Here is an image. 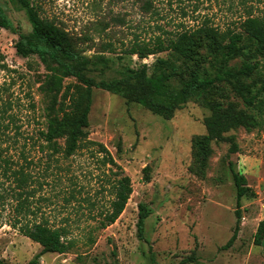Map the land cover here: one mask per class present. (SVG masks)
I'll list each match as a JSON object with an SVG mask.
<instances>
[{
	"label": "rangeland",
	"instance_id": "1",
	"mask_svg": "<svg viewBox=\"0 0 264 264\" xmlns=\"http://www.w3.org/2000/svg\"><path fill=\"white\" fill-rule=\"evenodd\" d=\"M34 1L40 16L66 30L76 47L77 38L85 41L81 46L92 43L90 38L96 43H115L114 52L104 53L105 60L87 66L86 75L96 81L122 78L143 63L148 65V77L164 68L156 60L169 58L167 51L139 58L122 54L123 48L117 44L120 40L128 43L135 36L147 40L156 25L175 31L205 17L224 26L248 13L264 15V0H150L148 12L141 7L143 0ZM0 6L18 31L30 34L25 12L15 0H0ZM17 37L0 28V96L12 95L17 124L24 133H32L42 123L41 109L49 105L38 88L46 70L36 55L16 53ZM246 42V52L254 51L252 60L259 62L258 71L243 80L253 83L254 93L264 78V46ZM93 53L86 51L87 55ZM216 61L201 48L188 70L196 68L201 76L212 74ZM247 61L236 57L228 66L235 69ZM187 78L184 71L169 82L179 88ZM77 87L82 88L81 83L67 77L61 92L69 96ZM204 96L208 104L221 110L230 107L234 113H252L261 120L225 82L216 83ZM209 114L210 108L201 98H190L166 119L127 101L122 93L93 88L88 140L69 157L56 153L48 159L47 154L31 150L34 162L28 169L35 189L31 207L37 219L65 226L69 231L66 239L72 242L67 252L41 254L35 264H264V243H253L257 223L264 217V124L223 133L238 146V152L229 153V141L211 140L204 145L203 119ZM58 142L63 146L62 139ZM99 144L130 178L132 187L123 211L105 227L100 223L112 199L116 168L103 161ZM229 162L246 177L256 196L242 198L237 236L229 248L222 249L236 221ZM139 203L149 210L142 239L136 230ZM40 251L38 243L16 229L6 224L0 227L4 264H28Z\"/></svg>",
	"mask_w": 264,
	"mask_h": 264
},
{
	"label": "trees",
	"instance_id": "2",
	"mask_svg": "<svg viewBox=\"0 0 264 264\" xmlns=\"http://www.w3.org/2000/svg\"><path fill=\"white\" fill-rule=\"evenodd\" d=\"M15 1L25 12L31 28L30 34L18 31L1 6L0 28L17 34L14 48L18 55H36L44 64L46 73L43 79L38 81V88L49 99V105L41 109L40 128L32 133H24L17 124L18 117L12 95L8 93L0 96V227L6 224L41 246L40 253L28 264H35L38 256L44 253H65L72 245L70 239H66L69 231L65 226H54L50 225L47 219H37L31 207L35 191L32 186L34 179L28 169L34 162L30 157L31 150L47 154L48 159L54 158L56 153L64 157L74 154L88 140V113L93 88L107 90L113 94L122 93L127 101L135 102L166 119L188 99L201 98L210 108V114L203 119L206 129L202 138L204 145L211 140L229 141V153L238 152V146L231 136H224L223 133L239 126L253 127L264 124V78L260 80V85L254 93L253 83L243 82L244 79L252 77L259 68L258 60H252L255 52L250 49L246 52V41L264 46V15L254 16L248 13L244 18L224 26L214 24L205 17L191 27L175 31H166L156 25L147 40L135 36L128 43L120 40L117 44L122 46V54L136 55L139 58L167 51L169 58L156 60V63L164 65V68L159 69L154 76L148 77V65L143 63L122 78L96 81L87 76L85 70L96 60H105L104 53L114 52L113 41L96 43L90 38L92 43L81 46L85 41L77 38L76 47V42L66 30L40 16L34 0ZM141 7L148 12L151 1L143 0ZM201 48L217 58L212 74L207 72L201 76L196 68L188 70L189 62L199 57ZM89 50L94 53L87 55L86 51ZM236 57H244L249 61L231 69L228 62ZM184 71L188 72L185 82L179 88L171 86L170 78L180 76ZM67 77L75 78L82 85V88L77 87L69 96L66 91L61 92L62 80ZM222 82L232 87L245 107L256 110L261 115V120L252 113H234L230 107L221 110L208 104L204 95L216 83ZM59 97H62V100ZM30 108L34 109V104H30ZM60 139L63 140V146L58 142ZM27 141L31 143L27 144ZM99 146L104 153L103 161L116 168L112 199L104 214V221L100 223L105 227L113 223L123 211L132 187L130 178L124 174L108 150L101 144ZM229 167L236 191V221L232 234L222 249L229 248L237 236L242 198L256 196L246 177L234 170L232 162H229ZM6 211L8 212L5 213ZM148 214V208L139 203L136 230L140 239L143 238L144 220ZM253 243H264V217L257 223ZM0 264H4L1 258Z\"/></svg>",
	"mask_w": 264,
	"mask_h": 264
}]
</instances>
